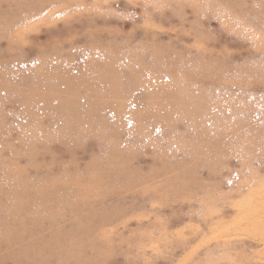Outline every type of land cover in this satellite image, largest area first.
<instances>
[{"label": "rangeland", "instance_id": "374dc122", "mask_svg": "<svg viewBox=\"0 0 264 264\" xmlns=\"http://www.w3.org/2000/svg\"><path fill=\"white\" fill-rule=\"evenodd\" d=\"M0 264H264V0H0Z\"/></svg>", "mask_w": 264, "mask_h": 264}, {"label": "bare ground", "instance_id": "6f19581e", "mask_svg": "<svg viewBox=\"0 0 264 264\" xmlns=\"http://www.w3.org/2000/svg\"><path fill=\"white\" fill-rule=\"evenodd\" d=\"M258 211H255V213H257Z\"/></svg>", "mask_w": 264, "mask_h": 264}]
</instances>
